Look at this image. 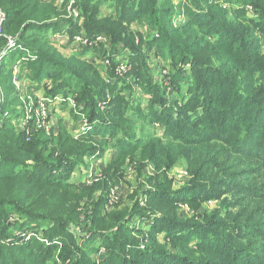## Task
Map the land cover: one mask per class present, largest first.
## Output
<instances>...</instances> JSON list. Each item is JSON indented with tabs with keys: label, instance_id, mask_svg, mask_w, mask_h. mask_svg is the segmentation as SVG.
Instances as JSON below:
<instances>
[{
	"label": "trees",
	"instance_id": "obj_1",
	"mask_svg": "<svg viewBox=\"0 0 264 264\" xmlns=\"http://www.w3.org/2000/svg\"><path fill=\"white\" fill-rule=\"evenodd\" d=\"M119 1L117 16L101 20V0H62L61 9L55 2L42 0H0V11L7 15L0 35V55L12 38L30 52L28 58H36L35 74L40 80L46 73L47 77L60 78L52 94L68 93V81H73L91 109L90 121H102L88 136L103 140L119 133L127 136L136 121L127 114L131 109L117 98L108 104L119 112L108 111L106 117L97 110L98 101L106 99L107 87L113 83L94 87L102 80L94 58L84 54L66 58L49 47L55 40L34 32L63 28L71 21L67 18L70 7L80 10L82 22L91 30L89 37L95 32L109 39L107 47L100 48L102 59L109 49H129V57L136 62L126 75L146 66L143 46L159 50L168 67L174 69L169 74L170 86L184 88L188 106L174 108L164 102L152 106L151 119L164 126L163 138H145L128 148L125 140H117V148L123 146L116 155L118 163L110 164L104 179L91 187L80 188L70 181L75 167L70 159L79 151L56 157L59 148L52 149L55 139L39 134L27 142L25 136H16L10 129L0 130V237H11L12 221L7 224L10 213L22 214L23 227L36 230L41 228L36 224L48 226L44 240L37 241L40 244L36 247L0 246V264H100L91 261L89 249L81 247V237L103 240L108 249L102 264H264V0H185L187 21L181 24L173 19L172 0ZM92 7L98 9L90 11ZM142 18L157 31L158 38L144 40L139 31L131 29ZM75 31L78 35L81 30L73 27L71 32ZM162 47L169 50L161 51ZM188 65L192 72L183 78ZM111 67L107 64L105 70L111 72ZM144 77L145 83L153 81L151 72ZM39 132L45 134L44 130ZM96 153L85 150L80 156ZM23 158L33 164L22 163ZM146 162L156 171L172 170L183 163L191 183L178 192L161 189L159 178L145 174ZM128 164L138 166L140 179L151 180L156 189L144 190V195L150 193V207L138 210L143 221H155L143 249L134 248V240L124 235L138 229L130 227L136 213L126 208L104 214L94 198L100 186L106 190L111 182L118 183ZM215 197L229 198L231 210L215 225L186 224L176 211L168 209L179 202H206ZM86 198L91 205L83 208ZM194 228L207 234L191 240L189 230ZM162 233H166L164 240L173 241L174 250L160 245ZM49 239L59 243L46 247Z\"/></svg>",
	"mask_w": 264,
	"mask_h": 264
},
{
	"label": "rangeland",
	"instance_id": "obj_2",
	"mask_svg": "<svg viewBox=\"0 0 264 264\" xmlns=\"http://www.w3.org/2000/svg\"><path fill=\"white\" fill-rule=\"evenodd\" d=\"M45 2H55L59 9L62 0H42ZM104 2V6L99 8V18H114L117 16V8L121 6L119 0H101ZM240 2L241 0H235ZM98 8L92 7L90 11ZM185 0H172L171 10L174 13L173 19L176 24L186 22L187 19L184 16ZM80 10H74L70 7V14L67 17V24L63 25V28L54 29H40L34 31L40 35H46L55 40L54 43H48L50 48L59 51L64 57L71 58L79 54H84L87 58H94L96 65L99 66V72H101L102 80L94 87L100 88L109 83L107 87L106 99H101L96 105L97 110L108 117V111L112 112L119 109L110 107L108 102H113L117 98L119 103L123 107L131 109L127 111L132 120L136 121L133 131H129L127 136L125 134H117L115 137L107 136L103 140L101 136H88L94 131L98 130V127L102 125L100 119L94 122L90 121L88 109V103L84 99L73 81H68L71 84L67 87V92L63 91L52 94L53 89L60 83L59 77H47V73L44 74V78L40 80L39 75L35 74L34 63L36 58H28L30 52L27 50H21L20 46L15 47L14 50L9 53L0 67V130L10 129L16 136H25L26 141L30 139L39 138V134L45 135L49 139H55V144L52 147L53 150H58L60 154L66 153V155H72L77 152L70 159V162L74 164L70 175V181L74 184H78L80 188L92 186L95 183H99L106 176V169L111 164L115 166L116 155L118 150L123 146L117 148V140H125L127 148L132 146V142L138 143L140 140L147 138H163L164 126L160 123L153 122L150 115V108L155 104L164 102L171 104L174 108H188L187 101L184 95L186 91L184 88L178 89L175 86H170L171 76L169 74L173 72L172 67H168L169 62L166 58L160 55V52L153 51L149 46H143V52L146 58V66L143 65L140 71L136 74L129 76L126 75L127 71L132 68L136 59L129 57V49L122 46L118 50L109 49L107 55L102 59V49L107 47L109 39L106 35H99V33H93V37H89L90 29L87 28L80 18ZM98 18V19H99ZM70 22V23H69ZM143 26H141V23ZM145 22V23H144ZM145 18L138 19L131 25V29L135 32L139 31L143 35V39L146 40L150 36L158 38L157 31L150 25L146 24ZM6 24V23H5ZM80 28V34L75 35L77 32H71L72 28ZM105 34V33H104ZM97 36V37H96ZM101 42V43H98ZM102 48V49H100ZM87 50L86 52L84 50ZM100 49V50H97ZM99 51V53L97 51ZM161 51H168L169 49L162 47ZM31 59V60H30ZM38 63V62H37ZM111 63L113 71L108 72L105 70V66ZM32 64V65H30ZM115 67V69H114ZM199 69V68H198ZM196 69V71L198 70ZM151 72L153 74V81L151 83L144 82V76ZM192 72L191 65H188L187 71L184 72L183 78L189 76ZM194 75V74H192ZM39 77V80L35 78ZM113 76V78H110ZM187 77V78H189ZM154 88V89H153ZM177 89V92L176 90ZM13 97H11V94ZM109 91V92H108ZM6 92H8L6 95ZM158 94H161V99H158ZM114 98V100H113ZM123 98V99H121ZM204 98V97H203ZM189 99V97H188ZM109 105V106H108ZM109 108V109H108ZM143 114L145 118H140L139 114ZM178 115H176L177 117ZM88 117V119L86 118ZM89 127L86 131L82 132L83 128ZM43 127L45 130L43 134L39 132L37 128ZM39 132V133H38ZM108 133V131H107ZM133 139L130 136H133ZM82 136V137H81ZM88 136V137H86ZM30 138V139H29ZM90 138V139H89ZM104 141V142H103ZM60 146V147H59ZM96 150L97 153L93 156L87 155L81 157L80 154L83 151ZM104 152L101 156L100 153ZM28 162L33 164L32 160L23 158L22 163ZM69 164V163H68ZM125 166V172L120 178L119 182H111L108 189L104 190L103 186L96 189L94 198L95 201L100 204L99 208L104 211V214L115 213L116 210L130 209L131 213H136L133 216V220L130 223V227H137V230L129 231L125 233L130 239L134 240V244L137 247L134 248L143 249L147 244L148 238H150L155 225L154 219H148L143 221V216L138 213V210H148L150 205L148 203L147 193H143L146 190H156L155 185H151V180L140 179L138 166ZM130 166V167H129ZM25 167V166H24ZM123 169V170H124ZM145 174L151 177L159 178V186L161 189H171L174 192H178L184 188H187L191 183V178L186 172V168L183 163L178 164L172 170H159L156 171L152 165L146 162ZM2 171V170H1ZM6 172V170H3ZM149 176V177H150ZM147 177V178H149ZM140 184H144L141 187ZM169 184L170 187H167ZM145 190V191H144ZM151 192V191H150ZM143 195V196H142ZM138 202H140L138 204ZM230 199L226 197L212 198L206 202L201 200L179 202L174 205H170L168 209L171 212H177L178 219L186 224H194V226H211L215 225L218 220L225 219L224 215H228V205ZM89 200L86 198L82 200V207L90 206ZM117 207V209H116ZM236 212V211H235ZM8 221L12 225L11 237L1 238L0 246L9 247H26L28 245L36 247V244H40L41 240H44L45 229L48 226L42 223V226L36 224L40 229L27 228L25 226V220L20 213L8 214ZM158 216V215H157ZM223 216L222 218H220ZM23 218V219H22ZM7 219V218H6ZM215 220V221H214ZM3 227H0V230ZM218 228V227H217ZM3 230V229H2ZM191 240L199 239L201 234L206 235L207 231H198L197 229H190ZM38 234V235H37ZM36 235L38 236L36 238ZM166 233L160 235V245L168 250H174L170 240H164ZM23 236V237H21ZM80 238L81 247L89 249L92 257L96 263L103 262L106 259V253L108 247L103 240L93 241L88 238ZM39 241V242H37ZM58 242V241H57ZM57 242L52 243L50 239L47 243H44L46 247L52 246ZM59 243V242H58ZM61 243V242H60ZM60 247L58 249V255L60 253ZM129 250H133L132 246L127 247ZM9 262V261H8Z\"/></svg>",
	"mask_w": 264,
	"mask_h": 264
},
{
	"label": "built area",
	"instance_id": "obj_3",
	"mask_svg": "<svg viewBox=\"0 0 264 264\" xmlns=\"http://www.w3.org/2000/svg\"><path fill=\"white\" fill-rule=\"evenodd\" d=\"M6 21H7V15L4 12L0 11V35L2 34V30H3L4 26H5ZM18 46H20V45L17 43L16 40H14L12 38H10L8 40L7 47L5 48V50H7V51L4 50L5 52L3 51L2 54L0 55V67L3 64L2 61L4 60V58L9 53H11V51L14 50L15 47H18ZM20 49L24 51V49L21 46H20ZM88 128H90V126L89 127L87 126V127L83 128L82 132L86 131ZM37 130H44V129H43V127H40V128H37Z\"/></svg>",
	"mask_w": 264,
	"mask_h": 264
},
{
	"label": "water",
	"instance_id": "obj_4",
	"mask_svg": "<svg viewBox=\"0 0 264 264\" xmlns=\"http://www.w3.org/2000/svg\"><path fill=\"white\" fill-rule=\"evenodd\" d=\"M5 51H7V50H5ZM5 51H4V52H5Z\"/></svg>",
	"mask_w": 264,
	"mask_h": 264
},
{
	"label": "bare ground",
	"instance_id": "obj_5",
	"mask_svg": "<svg viewBox=\"0 0 264 264\" xmlns=\"http://www.w3.org/2000/svg\"><path fill=\"white\" fill-rule=\"evenodd\" d=\"M31 55V54H30Z\"/></svg>",
	"mask_w": 264,
	"mask_h": 264
}]
</instances>
